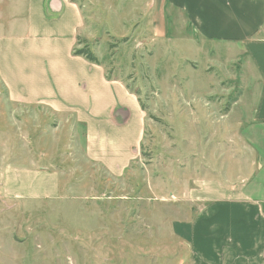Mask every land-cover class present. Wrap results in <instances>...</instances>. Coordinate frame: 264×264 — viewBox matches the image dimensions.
I'll use <instances>...</instances> for the list:
<instances>
[{
	"label": "rangeland",
	"instance_id": "1",
	"mask_svg": "<svg viewBox=\"0 0 264 264\" xmlns=\"http://www.w3.org/2000/svg\"><path fill=\"white\" fill-rule=\"evenodd\" d=\"M71 1L84 19L76 50L87 45L108 78L135 95L142 141L137 158L114 175L86 159L82 128L41 108L18 110L0 84V155H7V128L17 139L27 130L34 159L53 157L60 173L55 200L0 202V264H192L197 207L184 192L202 173H226L214 178L226 185L249 172L240 132L231 129L239 110L228 115L254 87L246 58L240 48L197 46L165 0ZM19 4L0 0V30Z\"/></svg>",
	"mask_w": 264,
	"mask_h": 264
},
{
	"label": "crops",
	"instance_id": "2",
	"mask_svg": "<svg viewBox=\"0 0 264 264\" xmlns=\"http://www.w3.org/2000/svg\"><path fill=\"white\" fill-rule=\"evenodd\" d=\"M13 1L21 8L7 14V30H0V84L7 103L18 110L41 108L66 116L84 130L86 159L122 174L137 158L145 118L122 80L109 79L102 63L73 54L84 24L81 8L71 0ZM165 1L184 17L197 46L240 48L254 86L245 87L228 113L239 110L241 121L231 129L240 132L242 162L249 172L226 185L214 179L225 180L226 173H202L184 192L197 207L189 224L190 260L264 264V0ZM7 129V155H0V202L55 200L60 173L54 158L42 154L50 161L39 164L27 130H20L17 139Z\"/></svg>",
	"mask_w": 264,
	"mask_h": 264
},
{
	"label": "trees",
	"instance_id": "3",
	"mask_svg": "<svg viewBox=\"0 0 264 264\" xmlns=\"http://www.w3.org/2000/svg\"><path fill=\"white\" fill-rule=\"evenodd\" d=\"M73 54L75 56H82L83 58H85L87 61H89L91 63L99 64V61L97 60L95 55L90 52V50L87 47V45L81 50H74Z\"/></svg>",
	"mask_w": 264,
	"mask_h": 264
}]
</instances>
